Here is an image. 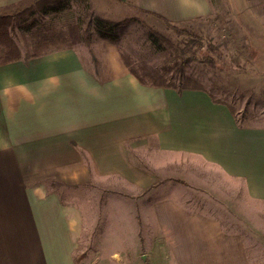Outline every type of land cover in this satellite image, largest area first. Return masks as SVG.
<instances>
[{
	"label": "crops",
	"instance_id": "obj_1",
	"mask_svg": "<svg viewBox=\"0 0 264 264\" xmlns=\"http://www.w3.org/2000/svg\"><path fill=\"white\" fill-rule=\"evenodd\" d=\"M113 1L174 25L214 14L211 0ZM94 40L0 65V264H125L74 258L85 222L76 188L109 179L142 191L162 261L248 264L241 236L162 187L168 177L145 156L188 164L186 187L208 169L264 201V128L240 124L206 90L139 83L113 41Z\"/></svg>",
	"mask_w": 264,
	"mask_h": 264
},
{
	"label": "rangeland",
	"instance_id": "obj_2",
	"mask_svg": "<svg viewBox=\"0 0 264 264\" xmlns=\"http://www.w3.org/2000/svg\"><path fill=\"white\" fill-rule=\"evenodd\" d=\"M211 1L213 16L174 26L218 45L222 60L215 69L197 58L179 72L178 64L186 55L181 43L183 36L159 18L138 12L132 4L113 0H53L50 5H59L57 11L27 15L22 27L26 31L30 25L65 26L85 15L81 24L91 45L99 37L93 28L94 16L112 21L136 17V21L128 20L116 31L113 42L120 55L135 67L142 65L161 73L166 82L179 88L183 86L179 78L190 79L186 87L201 88L215 100L226 103L240 124L264 128V0ZM82 5H91L87 15ZM142 22L161 34L164 38L161 46L152 43L149 29ZM12 35L23 47L21 28L16 27ZM231 58H237L238 64ZM167 161L166 157H156L152 152L145 156L150 167L159 162V172L168 177L162 181V187L174 189L175 195L189 201V208L212 216L229 232L241 236L248 264H264V201L249 198L243 184L223 180L208 169L198 171L202 185L186 187L178 181L184 180L188 164ZM190 165L205 169L198 162ZM75 192L77 203L85 212L82 238L74 256L76 263L114 253L125 264H166L165 261L173 264L172 254L170 260L162 261L169 254L152 246L151 212L142 199V191L109 179L94 180L92 185L78 187ZM72 195L71 191H65L66 198L71 199ZM174 264H177L175 260Z\"/></svg>",
	"mask_w": 264,
	"mask_h": 264
},
{
	"label": "trees",
	"instance_id": "obj_3",
	"mask_svg": "<svg viewBox=\"0 0 264 264\" xmlns=\"http://www.w3.org/2000/svg\"><path fill=\"white\" fill-rule=\"evenodd\" d=\"M53 0H22L18 3L0 7V65L12 63L19 60H30L39 56H43L53 51L62 49H71L77 44H86L90 47V37L85 34L82 28V19L71 21L65 26L51 25L45 28H34L33 25L23 29L24 17L27 15H37L39 13L46 14L49 11H57L59 5H50ZM83 12L87 15L91 9V5H82ZM146 14V13H144ZM164 24L173 29L174 32L183 36L181 43L186 55L178 64L179 72L186 67L189 62L199 58L211 68H219L222 56L218 51V45L210 40L203 39L197 34L179 29L174 24L169 23L162 17L156 16ZM128 20H137L136 17L123 18L121 20L112 21L104 19L100 16H94L92 19L93 28L102 39L116 40V31L121 28ZM142 25L147 27L152 43L161 46V39L164 38L158 32L153 31L144 22ZM21 28V47L17 40L13 37L15 28ZM121 58L128 68L129 72L139 81V83L147 86L164 87L173 89H186V82L191 81L188 78H179L178 82H183V86H175L166 82L161 73L141 66H134L133 63L126 60L123 55ZM231 60L238 64L237 58ZM166 70V69H165ZM180 74V73H179ZM185 83V85H184ZM193 89H201L193 87Z\"/></svg>",
	"mask_w": 264,
	"mask_h": 264
}]
</instances>
